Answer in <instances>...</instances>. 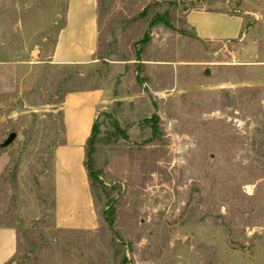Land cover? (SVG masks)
I'll list each match as a JSON object with an SVG mask.
<instances>
[{"label":"rangeland","instance_id":"374dc122","mask_svg":"<svg viewBox=\"0 0 264 264\" xmlns=\"http://www.w3.org/2000/svg\"><path fill=\"white\" fill-rule=\"evenodd\" d=\"M102 1L116 52L83 66L81 87L105 91L103 111L130 125V139L96 157L109 194L95 201L99 227L70 233L51 229L40 199L51 198L54 144L64 137L51 56L66 0H0V144L17 133L0 149V227L44 221L45 264H264V0L213 3L245 17L233 42L153 26L144 73L136 42L147 25L122 32L118 23L174 0ZM111 208L109 225L102 213Z\"/></svg>","mask_w":264,"mask_h":264},{"label":"crops","instance_id":"0c3cea01","mask_svg":"<svg viewBox=\"0 0 264 264\" xmlns=\"http://www.w3.org/2000/svg\"><path fill=\"white\" fill-rule=\"evenodd\" d=\"M98 0H66L65 16L54 45L55 65L97 63ZM199 40L236 41L243 35L244 18L224 12L192 10L186 16ZM101 88L66 94L61 105L65 143L54 150V219L59 229L95 230L99 217L84 166L85 145L105 107ZM16 253V231L0 227V264Z\"/></svg>","mask_w":264,"mask_h":264},{"label":"trees","instance_id":"16d2710c","mask_svg":"<svg viewBox=\"0 0 264 264\" xmlns=\"http://www.w3.org/2000/svg\"><path fill=\"white\" fill-rule=\"evenodd\" d=\"M219 0H180V1H170V2H160L156 1L152 4L147 5L142 9V11L138 12L132 19L126 20L124 23L120 21L118 24L120 26L117 29H121L124 32L127 28L139 25H147L143 31L142 39L138 40L136 43L141 46L139 53L136 55L137 61L140 62L139 65V73L145 72V64L142 63L144 60L142 58V54L146 50V47L149 43L150 31L153 26L157 24H163L168 29L179 31L181 34L191 36L195 39H198V35L193 27H191L186 19L187 14L192 10H203L212 11V12H224L229 15H238L245 18L241 12L235 11L227 6H222L219 8H213L212 5L214 2H218ZM103 1L98 0V45H97V54L96 59L98 62L108 63L110 57L115 55L114 51L117 45V36L115 33V27H107L105 26L107 12H105V8L103 6ZM230 2V1H229ZM178 14H182L183 16L178 17ZM62 26V25H61ZM61 28V27H60ZM59 28V29H60ZM114 36V40L112 42L106 43V37L108 34ZM201 41V40H199ZM205 42L206 41H202ZM225 42H233L225 41ZM130 56L122 55L119 57L117 61H129ZM83 66L86 65H55V70L57 71L58 77L60 80L56 81V88L61 93V96L58 98L57 104H61L64 101L66 94L71 92H79L85 90H94L99 87L93 86L90 88H82L85 80L84 74L82 72ZM69 85H77L72 88H67ZM60 122L62 126V132L64 134L65 129L63 125L62 111L59 112ZM104 117L108 120L111 129L110 130H102V124L104 122H100V118ZM130 125L126 128H123L120 124L119 120L116 117H112L107 111H102L99 113L93 128L90 137L88 138L85 145V160L84 166L87 170L89 185L91 188V193L94 198V201L101 198V194L105 198H109V194L107 193V186L104 183L103 179V171L98 168L96 157L98 153L105 147L111 146L119 142L120 140L128 141V129ZM154 131L156 132V127H154ZM26 140L28 137L26 136ZM26 141L24 142V144ZM65 143V137H63L59 142L54 144V150L59 145ZM54 158V154L52 156V160ZM44 173V172H42ZM41 173V174H42ZM51 177H52V185L50 187V200L48 201L44 195L40 196L41 202L49 203L50 208L53 213V222L51 225V229H54L58 232H64L63 229H58L55 225L54 220V208H55V198H54V165L51 168ZM13 182H16V173L13 174ZM96 206V204H95ZM102 217L106 223L112 225L115 222V210L113 208L105 210L102 213ZM44 221L42 220H34L32 222L31 228H27L25 230H21L20 228H16L13 226H8L16 231V253L15 255L5 264H45L42 255V250L46 244H48V232L42 227ZM66 232L75 233L73 230H69ZM55 242L58 241V237L53 236ZM120 264H129V261L126 256L122 258Z\"/></svg>","mask_w":264,"mask_h":264},{"label":"water","instance_id":"95a60500","mask_svg":"<svg viewBox=\"0 0 264 264\" xmlns=\"http://www.w3.org/2000/svg\"><path fill=\"white\" fill-rule=\"evenodd\" d=\"M205 75H209L208 70H206ZM16 138H17L16 132L9 134L8 138L2 144H0V149H4L10 146ZM21 139H23V137H21Z\"/></svg>","mask_w":264,"mask_h":264}]
</instances>
